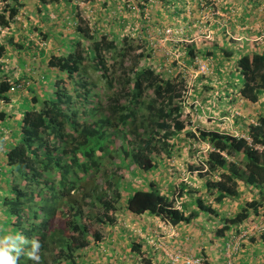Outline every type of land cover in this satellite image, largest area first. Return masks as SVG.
<instances>
[{
	"label": "trees",
	"instance_id": "16d2710c",
	"mask_svg": "<svg viewBox=\"0 0 264 264\" xmlns=\"http://www.w3.org/2000/svg\"><path fill=\"white\" fill-rule=\"evenodd\" d=\"M68 1L72 21H80L75 33L93 41L92 46L85 49L86 59L93 60L92 69L101 68L106 78L92 79L87 87L76 78L80 68L74 66L75 53L72 52L51 55L47 68L37 79H15L8 69V51L18 53L19 63L25 66L24 54L28 46L14 41L11 35H2L1 31L10 30L18 23L16 17L24 0H0V102L10 103L13 96L26 89V93H21L24 95L21 104L26 103V106L20 110L19 118H15L14 111H7L6 105L0 110V121L7 128L3 150H0V179L3 181L0 185V234L19 233L29 241L38 239L41 264L76 263L80 249L91 241L101 242L103 238L99 231L89 233V226L114 225L120 206L133 215L154 213L172 223L189 221L198 210L217 215V210L200 195L194 199L197 211L186 214L154 183L146 185L147 188H135L121 176L111 179L105 174L103 185H99L91 177L101 171L104 155L112 149L109 146L112 135L125 142L120 147L122 153L118 154L124 166H129L125 163L127 157L135 165V174H147L156 168L155 150L160 148L166 152L169 146L165 139L178 135L183 128L180 106L173 105V99L182 96L177 88L179 84L186 85L181 78L159 77L154 69L142 63L146 56L140 53L132 57L130 77L114 91L115 79L106 75L109 65L102 51L119 48L116 37L105 41L98 32L100 37L96 39L84 20L74 18L75 2L85 4L93 0ZM78 43L69 38L66 45L72 47ZM130 48L124 45L118 55L128 56ZM194 48L189 47L188 53H195L197 48ZM222 52L228 57L236 54L228 46L222 47ZM235 67L238 69L236 77L241 82L238 96L249 104L256 103L264 91V50L241 52ZM96 82H103L105 86V102L98 96L97 101L92 100L91 92ZM69 83L70 89L67 88ZM147 90L153 92L152 97H143ZM169 106L170 110H165ZM11 118L14 123H10ZM246 130L244 136L196 128L197 136L210 144L204 154L203 167L197 169L205 192L219 203L237 196L241 182L261 190L257 199L246 202L235 216L225 219L238 224L246 221L251 212L260 214L264 209V115H258ZM183 189L182 185L181 191ZM124 192L125 201H122ZM85 217L91 221L88 226ZM57 218H62L78 238L61 234L55 227ZM260 238L264 240V231ZM131 248L143 253L140 243L133 241ZM29 250L30 243L24 245L18 264H34L27 258Z\"/></svg>",
	"mask_w": 264,
	"mask_h": 264
},
{
	"label": "rangeland",
	"instance_id": "374dc122",
	"mask_svg": "<svg viewBox=\"0 0 264 264\" xmlns=\"http://www.w3.org/2000/svg\"><path fill=\"white\" fill-rule=\"evenodd\" d=\"M58 1L57 3H45L42 0H24L16 19L23 31L28 29L27 33L31 38L30 41L23 42L24 45L28 46L25 49L26 54H24L26 65L33 67L37 64L36 62L41 56L38 53L39 49H42L40 51L45 56V59H41L42 63L37 64L41 70L47 68L51 55H66L68 52H72L75 53L73 64L80 68V71L76 74L77 80L80 79V84L87 87L92 79H100L99 76L102 77L100 80H106L102 76L103 70L100 68L94 71L92 66L95 62L86 59L85 49L90 48L93 41L84 35L75 33L76 26L79 25L80 21L77 20V23H74L72 21L73 15L67 13L69 1ZM190 1L93 0L91 3L85 4L82 2L74 3V18L77 16L84 20V24L89 27L92 33H95L93 37L98 39L100 37L98 32L105 37V41L116 37L117 47L119 48L106 53L102 51L106 63L109 65V71L106 75L108 78L113 76L115 79V82H113L114 91H117L119 86H122L123 81L130 77L129 68L132 57L140 53L147 57L142 58L145 60H142V63L154 69L159 77L163 76L173 80L181 78L186 85L179 84L177 88L182 96L173 99V105L180 106V119L183 121V128L178 135L165 139L169 146L166 152L160 148L155 150L153 159L156 168L147 174L144 172L135 174V165L130 163L127 157L125 163L129 166H124L120 162L121 158L118 154L122 153L120 147L123 144L125 145V142L121 137L112 135L110 138L112 142H109L112 149L107 155H104V164L101 171L91 176L97 181V184L103 185L105 174L111 179L121 176L124 181L131 183L135 188H147L150 183H154L155 186L161 189L162 194L169 192V198L174 199V201L176 197L179 198L182 193L187 192L189 196L195 195L194 198L200 195L210 205V202L216 201L212 195L205 192L201 180H199V170H197L203 167L204 154L206 150L210 149V144L197 136L196 128L245 136L248 124L254 122L258 115H264V91L260 93L258 101L253 104L247 103L238 96L241 82L236 77L238 69H236L235 64L240 53L228 57L223 54L222 47L228 46V44H225L226 42L238 45V43H242V39L231 38L230 34L226 33L222 36V40L225 41L223 44L220 43L217 34H219L221 27L217 25L219 19L216 18L219 15L216 13L219 0L212 5L209 11L204 10L202 6V3L207 4L208 0H200L199 11L194 18L191 15L188 16L187 11L185 13L186 6L187 10L192 8L193 3H190ZM234 7L240 8V6ZM233 9L235 10V8ZM55 11H60L59 15ZM165 29H169L173 33L169 40L164 41L162 32ZM245 29L250 30V28ZM13 30L16 37L22 34L16 29ZM2 31L10 34L8 29ZM69 38L78 41V45L73 44L72 47H68L66 44H68ZM32 42L37 45L34 47ZM246 43L250 48L257 47V45L263 47L264 33L258 37L253 34L250 35ZM124 45H126V49L128 45L131 48L128 50V56L122 58L118 55V50ZM192 46H195L198 50L196 49L195 53L189 54V47L194 48ZM84 51L85 55L82 56ZM201 67H203V70ZM67 88H71L70 83L67 84ZM93 88V92H91L93 95L92 100L97 101L96 96H98L102 97L103 102H105L107 98L104 92L107 91L103 82H96ZM152 96L153 92L151 90L143 93L145 98ZM18 105L22 110L26 103L24 105L19 103ZM11 106L13 105L11 104ZM4 107V104L0 102V110ZM170 108V106L165 107V110L169 111ZM7 110L12 111V108H7ZM3 140L5 138L2 135L0 137V150H3ZM128 146L131 145L128 144ZM205 170H202V172ZM89 180L91 179L89 178ZM2 184L3 181L0 179V185ZM182 185L184 191H181ZM190 189H192L191 192ZM195 190L196 192H194ZM125 193L122 201H125ZM174 205L181 208L178 202H175ZM115 216V225H92L89 226V233L99 231L102 237L106 238L107 235L115 234L124 226L129 225L128 227H132L131 215L124 206H120ZM84 221H86L87 226L91 222L89 217H85ZM54 223L61 234L78 238L76 233L72 232L68 226L66 227L62 218ZM107 241L105 240L102 243L91 241L87 247L78 251L79 255L76 257V263L72 264H87L85 263L86 259L90 257V254L94 256L95 253L98 259L95 257L91 264L147 263L145 256H142L141 261L138 258L134 259L135 261L124 258L127 249L132 250L131 244L124 247L125 243ZM120 249H122V252ZM132 253L133 257L136 251L132 250Z\"/></svg>",
	"mask_w": 264,
	"mask_h": 264
},
{
	"label": "crops",
	"instance_id": "0c3cea01",
	"mask_svg": "<svg viewBox=\"0 0 264 264\" xmlns=\"http://www.w3.org/2000/svg\"><path fill=\"white\" fill-rule=\"evenodd\" d=\"M190 3H193L192 8L194 10L192 8L187 10L186 6L185 13L187 11L188 16L191 15L194 18L199 11L200 0H191ZM217 6L216 13L219 14L216 16L219 19L217 25L221 27L217 35L220 38L221 44L225 41L222 40V36L227 33L230 34L229 36L231 38L236 37L237 39H242V43L240 42L238 45H235V43H225L228 44V47L235 50V53L264 50V46L257 45V47L250 48L248 43H246L250 35L253 34L258 37L264 33V0H219ZM234 6H240V8ZM68 7L67 13L71 14L70 6ZM55 13L59 15L60 11H55ZM17 24L12 25L11 29L8 30L10 32L8 35L13 36L16 42L26 43L30 41L31 38H29L27 33L28 29L23 31L19 26V21ZM245 28H250V30L247 31ZM13 29L18 30L22 34L16 37ZM36 45L33 43L34 47ZM40 50L42 49L38 50V53L41 54L39 56V63H42L41 59H45V56ZM8 52L9 54L6 58L9 64L8 69H10L15 79L21 77L24 79H37L43 72L37 65L38 62L33 67L27 65L22 66L17 57L18 53ZM21 93H26V89L13 96L10 103L4 104L8 109L12 108V111L14 109L16 110L15 118H19L20 108L18 101L20 100L21 103V97L24 96ZM11 122L14 123V118L10 119ZM5 129H7L5 123L0 121V137L2 135L6 137L7 133ZM159 191L161 192V189ZM260 191V188L241 182L238 186L237 196L227 197L219 203L210 202L211 207L217 210L216 216L198 210V214L191 217L189 221L172 223L154 213H143L140 215L129 213L131 215L132 227H128L129 225L127 227L124 226L115 234L107 235L106 238L103 237L102 242L105 240L109 242L118 241L125 243L124 247L130 246L133 241L140 243L143 253L136 252L134 254L135 257L134 255L132 257V250L127 249L124 258L129 261L138 258L141 261L142 256H145L148 260L146 264H172L170 255L176 251L183 255H203L206 258L205 264H264V240L260 238V232L256 229V225L261 222V215L251 212L249 218L240 224L227 221L235 216L244 207L246 202L257 199L261 194ZM165 195L170 196L169 192H165ZM194 196H189L187 192L182 193L179 198H175V202L181 205L179 209L184 210L188 214L194 210L197 211ZM225 225L228 227L226 228ZM245 229L250 232L246 236H241L240 232H243V230L246 231ZM230 241H237L239 243L237 250H231L230 252V249L227 247ZM120 251L122 252V249ZM120 251L119 253H121ZM115 252L117 253V251ZM228 252H230L229 255ZM95 257L97 258L96 253L94 256L90 254V257L86 259L85 263L91 264ZM136 264L143 263L138 262Z\"/></svg>",
	"mask_w": 264,
	"mask_h": 264
},
{
	"label": "clouds",
	"instance_id": "9594fccd",
	"mask_svg": "<svg viewBox=\"0 0 264 264\" xmlns=\"http://www.w3.org/2000/svg\"><path fill=\"white\" fill-rule=\"evenodd\" d=\"M30 243L27 258L34 264H41V243L38 239L31 241L25 239L21 234H7L0 236V264H18L24 245Z\"/></svg>",
	"mask_w": 264,
	"mask_h": 264
},
{
	"label": "built area",
	"instance_id": "2783aa9c",
	"mask_svg": "<svg viewBox=\"0 0 264 264\" xmlns=\"http://www.w3.org/2000/svg\"><path fill=\"white\" fill-rule=\"evenodd\" d=\"M217 0H208L207 4L205 2L202 3V6L204 8V10H210L212 8V5L216 2ZM2 34L4 33L3 31H1ZM173 31H170L169 29H165L162 34H163V40H169V37L172 35ZM6 34V32L4 33ZM3 34V35H4ZM201 69L203 70V67H201ZM262 219L261 222L259 224L256 225V229L257 231H259L260 233H262L264 231V209L261 211L260 213ZM246 231L243 230V232H240L241 236H246L248 235V230L245 229ZM239 243L237 241H230L227 245L228 249L231 250H237ZM230 252H228V255L230 254ZM170 261L172 264H204L205 261V257L203 255H197V256H192V255H183L180 252H174L170 255Z\"/></svg>",
	"mask_w": 264,
	"mask_h": 264
}]
</instances>
